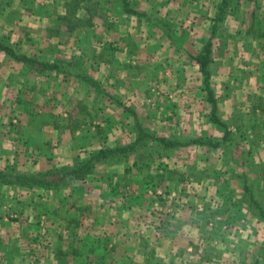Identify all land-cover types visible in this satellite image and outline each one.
Instances as JSON below:
<instances>
[{"label":"rangeland","instance_id":"374dc122","mask_svg":"<svg viewBox=\"0 0 264 264\" xmlns=\"http://www.w3.org/2000/svg\"><path fill=\"white\" fill-rule=\"evenodd\" d=\"M14 1L0 2V40L19 53L43 61H58L73 72L89 74L99 86L59 72L38 73L0 50L1 72L11 81L6 83L8 87L0 83V101L4 102L0 108L4 110L2 114H9L8 125L15 133L5 142L14 148L9 147L11 152L5 151L0 156V170L38 172L73 164L100 148L134 140L137 133L132 118L119 102L136 108L143 124L159 136H222L223 130L211 121L203 77L190 54L199 50L210 36L215 10L211 19V13L208 18L192 19L188 15L190 1L187 0H178L176 16L173 0H130L133 8L166 22L173 31V38H168L153 24L125 13L120 0ZM201 8L204 7L201 5ZM232 18L231 14L225 15L212 40L211 85L218 107L224 93L220 83L222 71L219 72L223 50L219 42ZM230 38L228 35L224 40ZM233 49L234 43L230 41L228 52ZM231 69L229 66L228 71ZM15 75L24 80L18 82ZM15 84L33 91L29 88V92L22 91L13 87ZM252 91L258 92L253 95L255 100L245 98L239 107L240 114L234 115L230 111V99H225L223 102L230 109L221 111L219 108V115L240 142L242 155L251 161L246 169L254 176L249 184L257 204L251 197L243 200L241 177L232 183L227 179L226 176L236 173V167L221 149L190 145L165 150L146 139L145 146L129 159L97 164L95 176L87 178H95L90 187L80 186L81 189L72 188L66 193L69 186L63 191L51 190L47 196L39 191L54 204L46 213L39 215L36 211V218L18 211V207L11 209L7 206L9 201L5 203L0 218L6 219L3 231L9 237L6 243H0V251L6 255L1 264H52L49 259L40 260L34 252L55 249L59 244L67 252L63 256L67 264L69 255L74 264H264L261 257L264 248V216L261 214L264 211V85L247 86L243 93ZM252 103L256 107H249ZM182 157H187L188 162ZM221 164L225 168L223 173ZM206 165L208 168H204ZM0 185L5 186H0L1 202L5 201L3 193H6L20 203L19 207L22 203L33 204L34 208L43 204V198L35 202L39 195L35 190L1 182ZM225 188L230 191L224 193ZM104 191L106 195L102 197ZM83 193L92 201L90 207L95 203L97 207L86 208ZM162 195L168 196L167 200L171 197V201L164 202L167 207L156 206L155 200L161 201ZM124 200L134 202V208H141V215L135 213L130 222L136 234L132 248L136 246L144 251L137 261L123 258ZM207 203H211L212 209H225L222 217L215 219L216 223L211 219L212 225L220 227L222 240L208 241L199 235L196 242L186 245L181 235L176 236L170 245L172 243L174 249L186 245L184 252L191 254L185 258L170 257L169 247L157 241L156 232L166 234V227L170 232L171 220L175 219L180 224L190 222L192 232L196 233L194 223L199 227L206 225L201 217ZM173 204L184 206L169 215ZM93 211L98 216H93ZM139 219L143 222L141 225ZM68 222L75 224L69 226ZM161 227L163 229L158 231ZM54 238L56 240L52 241ZM45 241L48 245H44ZM192 243L198 248L193 249ZM82 248L91 250L93 258L87 261L82 258L85 254ZM76 249L78 256L74 255Z\"/></svg>","mask_w":264,"mask_h":264},{"label":"crops","instance_id":"0c3cea01","mask_svg":"<svg viewBox=\"0 0 264 264\" xmlns=\"http://www.w3.org/2000/svg\"><path fill=\"white\" fill-rule=\"evenodd\" d=\"M1 1L2 0H0V2ZM11 1H13V0H11ZM19 1H21V0H15L14 2H19ZM187 1L188 2L190 1L189 7H188V12H189L188 15L190 17H192V19L195 18L196 16H198L197 18H200V17L208 18L207 16L210 13H211L210 14V19H211L213 11L215 10V13L213 14V16H214L216 14V11H217L219 5H220V0H187ZM173 2H174L173 12H174V15L176 16V14L178 13V4H177L178 0H173ZM185 2H186V0H185ZM197 5H199L200 7H197ZM201 5L204 8H201ZM231 17H233L232 18L233 20H232V22L230 21L231 23L228 22L227 23L228 25L225 26L227 28H226V30L223 31L222 36L220 37L222 39L219 42L220 50H223L221 69L219 72L221 73V71H222V75L220 77V83H221V86H222V89L224 92L221 94V99H220L221 105L219 108L221 111L230 109L223 102L225 99H228V100L230 99V104L232 106V109L230 111L232 113H234V115H238L241 113L239 107L244 104L245 98L249 99V97H251L250 101L253 100V98L255 100V96H253V95L255 93L256 94L258 93L257 91L243 93V90L247 86H248V88H250V87L256 88L259 85H260V87L264 85V0H238L237 10H234V14L231 15ZM197 18H195V19H197ZM173 26L176 27V22H174ZM228 35L231 36V38L228 41H225L224 39L228 38ZM230 41L231 42L233 41L234 49L232 52L229 53L228 52V46H229ZM243 51H245V52H243ZM234 52L238 53V55L240 57H235L236 54ZM225 55H226V57H225ZM220 58H221V56H220ZM233 58L236 60L233 61ZM11 66H13V64ZM229 66H231L232 69L228 71ZM16 77L17 76L15 75V78ZM23 78L24 77H21V78L17 77L16 80L18 82H22L24 80ZM8 82H11V81H9L6 77V75L1 72V67H0V83H3L4 85H6V83H8ZM10 86H12V85H9V87ZM23 86H25V85H23ZM5 87H8V86L6 85ZM13 87H15L17 89H22V91H25V92L27 91L28 88L30 89V91H33V89H31L30 87H26V86L22 87V88L19 87V84H15V85H13ZM241 87L243 90H241ZM27 92H29V91H27ZM243 95H245V96L242 97ZM3 103L4 102L0 101V107L3 105ZM262 103L264 105V100H262ZM250 106L252 108L256 107L255 103H252V105L250 104L249 107ZM2 112H4V110L3 109L1 110V108H0V156H3L5 151L11 152L10 150L12 149V147L14 148V145L12 147H10V145H6L5 142L7 143L9 141V137H13L12 135L15 134L13 132V128H11L8 125L7 117L9 114H2ZM243 112H245V110ZM246 112H249V111H246ZM21 117L23 119V117H24L23 114L21 115ZM259 126H261V125H259ZM26 127L27 126H25V128ZM21 129H22V127H21ZM259 129H263V128L260 127ZM16 130H18V129H16ZM19 135H22V133ZM5 145H6V147H5ZM262 154H264V152ZM263 157H264V155H263ZM217 158H218L217 155H215V159H217ZM181 159L184 160V162H188L187 157H182ZM158 161H161V159L159 158ZM229 161H230V159H229ZM215 163H217V162H215ZM233 165L236 167V169H235L236 173L235 174L233 173V175L230 177L226 176L227 179L229 178V181L232 183L233 181H236L237 179H239V178H237L239 176L242 178V180L239 179V182L241 184H243V181H244L243 175H245V173H243V170L241 169V167L239 165H235V164H233ZM221 166H220V168L223 170H222V172L221 171L220 172L223 173L225 168H224L223 164H221ZM218 167L216 168L217 170H219ZM204 168H208V165L204 166ZM237 168L240 170V175H238ZM263 172H264V169H263ZM253 175H254V173H253ZM90 176H95V173L91 174ZM223 176L225 178V175H223ZM235 178H236V180H235ZM94 179L95 178L88 179V180L86 179V181H84L82 183H78V185L75 184V185L71 186V188L67 189L66 193L67 192L70 193V190L72 188L74 190H77V189H81L80 186H82L83 189L90 187L91 183L93 184V182H91V181ZM237 183H238V181H237ZM169 186H171V185H169ZM1 187H5V186H1ZM28 190H30V191L35 190V192H36L35 194H37V193L39 194L38 198L35 200V202H38L37 200H41L39 198H43L42 199V200H44L43 204L40 203V204H38V206H36V208H34L32 206L33 204L28 205L27 203H22L21 207H19L20 203H18L14 197L11 198L6 193H3V199L5 201L4 202L0 201V210H2V208L6 207L5 203H7L8 201H9V205H7V206L10 207L11 209L15 210V207H18L17 208V209H19L18 211H21L25 214H32V216L34 218H36V216H37V215H35L36 211L39 212V215H40L41 213H46L47 210H49V211L52 210V204H54V203L51 202V200L49 198H46L45 196H43L39 192V191H42L47 196V194L49 192H51V190H40L38 188H31V189L29 188ZM223 190L222 191L224 193H227V191H230V190H228V188H225ZM104 193H106V192L104 191L101 194L102 197L103 196L105 197L106 194H104ZM216 193L219 194V193H221V191H219V193L218 192H216ZM134 194L137 195V191L136 192L134 191ZM83 195H84V198L82 197V194H80V196L83 198L82 201L83 202L85 201L84 204H85L86 208L93 209L92 207H94V205L96 206V203L94 205H92V207H90V205L92 204V201H89V197H85L88 194L83 193ZM172 195H173V193H172ZM167 198H168V196L162 195L161 201L155 200L158 203V204H156V206L157 207H167V206H164V204H165L164 202L165 201L166 202L171 201V200H169L171 197L169 196L168 200H167ZM33 200L34 199H31V201H33ZM183 200H185V199H183ZM183 200H181V204H183L182 203V202H184ZM173 201H175V200H173ZM177 201H179V200H177ZM209 201H211V200H209ZM19 202H21V201H19ZM124 203H126V206L123 205V221H125V222H123V245H124V247H123V258L130 257V259L134 258L135 261H137L136 259L141 258L144 255V251L141 249H138L136 246L134 248H132L133 242L135 241V238H133V235H136V234H135V232H133L131 230L130 222H131V220H133V218H135V213L141 215V212H140L141 208H138V207L134 208V206H133L134 202L130 203L129 201L125 202V200H124ZM207 204H208V206L205 204V214L203 213V215L201 217V222H205L206 225H204L203 227H199L200 226L199 224L197 225L194 223L193 225L197 231L196 233H195V231L192 232L193 229H192L190 222H189V225H187V224L185 225V224H180V222L175 221V219H174V221L171 220V224L173 226H172V228L169 229L170 232L168 231L167 227L165 228L166 234L156 232V234L158 236L156 238L157 241L160 242L161 244L163 243V245L167 246V248L169 247V251L167 254H169L170 257L171 256L172 257L173 256H176V257L181 256V258H185V255H187V256L190 255L191 254L190 252H188V253L184 252L185 251L184 247L186 245H191V242L197 240L199 238V235L203 236L205 238V240H208V241H211L212 239H213L212 241H214L216 239L217 240L220 239V241L222 240L221 239L222 236H219V231H218V229L220 227H218L217 224H215L216 221L213 224L214 226L211 224L212 220L210 219L209 215L213 211L214 216L216 217V219H218V218L222 217L225 209H222V208L217 209L218 207H216L215 209H212L211 203H207ZM59 205H60V203H59ZM181 206H184V205H181ZM181 206L176 207L174 204L172 206H170V211H168L169 215H172L176 211V209L177 210L181 209ZM48 207H50V208L48 209ZM203 210H204V208H203ZM93 212H94L93 216H98L97 214H95L96 211H93ZM4 220H6V219L4 218ZM4 220L0 218V243L1 242L6 243V240H8L7 238L9 237L3 231L4 226L7 225L6 222H4ZM138 221H139L138 223L141 222L140 225L143 223L141 221V219H139ZM176 223H178L177 225H181V226H177ZM183 223H184V221H183ZM207 223H209V224H207ZM60 224H62V221H60ZM69 224L70 223L68 222L67 225H69ZM56 226L57 225H55V227ZM62 227H63V225H62ZM156 227H158V226H156ZM201 228H203V229H201ZM161 229H163V228L162 227L158 228V231ZM190 231L192 232V234H189V233H191ZM214 233H216L215 236H214ZM180 235L182 237L181 239L186 240L187 244L185 246H179L178 248L174 249L172 243L170 245V241L171 242L174 241V238H176V236L180 237ZM102 239H103V237H102ZM53 240H56V238L52 239V241ZM100 241H102V240H100ZM49 242H51V241H49ZM168 242H169V245H166ZM214 243H216V242H214ZM44 245H48V242L45 241ZM52 246L49 245V247H52ZM39 251L40 250L36 251L37 253L34 252L36 254L37 258H39L42 261L44 259H49L50 261H53L52 264L57 263V257H58L57 254L58 253L55 249L51 248L49 250V248H48L45 251L46 253L43 251L38 253ZM117 251H120V250H117ZM74 252H75L74 255L78 256L77 251H74ZM29 254H30V252H29ZM43 254H45V255L43 256ZM69 256H68L69 261H70L69 263L74 264V262L72 261L71 255H69ZM120 256H121V253H119V257ZM82 258L86 259V261L90 260L91 258H93V254L90 252H87L84 255H82ZM0 259H3L2 261H5V259H6V255L4 256L3 252L0 253ZM0 264H1V261H0ZM18 264H21V263L18 262ZM91 264H93V263H91Z\"/></svg>","mask_w":264,"mask_h":264},{"label":"trees","instance_id":"16d2710c","mask_svg":"<svg viewBox=\"0 0 264 264\" xmlns=\"http://www.w3.org/2000/svg\"><path fill=\"white\" fill-rule=\"evenodd\" d=\"M122 9L125 13H130L134 16L140 17L147 21L148 24H153L165 34L168 38H173V31L170 26L161 20L159 17L152 16L146 11H141L130 6V0H120ZM238 0H220V5L216 11L214 21L211 25L210 36L205 40L203 46L196 52H191V58L196 62L199 70L202 74L203 89L205 91V98L209 102L211 109V121L218 128L223 130V134L220 137L216 136H183V137H165L159 136L156 131L145 126L141 121L138 111L133 106L119 102V106L123 110L127 111L132 118L134 128L136 130V137L134 140L111 146L103 147L98 151L88 155V157L81 159L73 164H64L60 166L49 167L47 169L38 172H6L0 170V182L8 185L24 186L28 188H38L40 190H66L69 186L78 185V183L84 182L91 174L94 173L96 165L101 162H119L122 159L127 160L132 155L137 154L141 148L145 146L146 139H150L153 143L159 145L162 149L168 148H181L190 145H201L211 149H221L224 156L229 158L231 163L239 165L243 170L244 181L243 187V200L246 199L256 200L253 198L252 185L249 184L254 176L250 175L246 169V164L251 163L248 158L242 155L241 144L232 133L229 125L226 121L222 120L219 115L218 99L215 95L213 86L211 85V65L213 63V38L218 34L221 26V22L225 15H233L234 10H237ZM0 50L3 51L6 56L15 60L18 63L29 66L31 69L38 73L45 72H59L63 75H73L75 78L83 80L88 85L99 86V83L91 77V75L84 72H73L65 64L58 61H43L35 56H30L25 53L17 52L11 45L0 40ZM84 122V121H83ZM235 152L238 155H235ZM138 158V157H137ZM249 161V162H248ZM138 163V159L135 161ZM253 182V181H252ZM247 197V198H246ZM248 200V202H249ZM264 216V211H261ZM216 215V214H215ZM210 219H216L214 213H210ZM208 218V217H207ZM75 223L69 224V226ZM68 226V227H69ZM115 245V242H113ZM193 249H197L198 245L192 243ZM103 244L101 245V247ZM107 246V245H106ZM105 249L107 247H104ZM58 252L56 264H67V261L63 262V256L66 252L63 245L59 244L55 247ZM73 251V249H71ZM108 251H110L107 248ZM78 251V249L74 250ZM84 253L91 250H84ZM106 252V250H104ZM190 252V251H189ZM109 254L108 252H106ZM191 253V252H190ZM261 257L264 258V248H262ZM2 261V259H0ZM70 264V263H69Z\"/></svg>","mask_w":264,"mask_h":264}]
</instances>
